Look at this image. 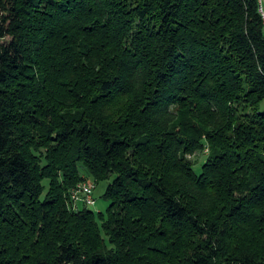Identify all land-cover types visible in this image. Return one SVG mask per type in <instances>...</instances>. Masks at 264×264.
Instances as JSON below:
<instances>
[{
  "label": "trees",
  "instance_id": "1",
  "mask_svg": "<svg viewBox=\"0 0 264 264\" xmlns=\"http://www.w3.org/2000/svg\"><path fill=\"white\" fill-rule=\"evenodd\" d=\"M263 101L257 0H0V264H264Z\"/></svg>",
  "mask_w": 264,
  "mask_h": 264
},
{
  "label": "built area",
  "instance_id": "2",
  "mask_svg": "<svg viewBox=\"0 0 264 264\" xmlns=\"http://www.w3.org/2000/svg\"><path fill=\"white\" fill-rule=\"evenodd\" d=\"M258 2V10L262 15L263 21H264V15H263V0H257ZM96 184L94 182L86 181L84 183L78 184L72 191H71V200H72V206L76 208L78 204H84L85 206L89 208H94L96 206V200L94 198V190H95Z\"/></svg>",
  "mask_w": 264,
  "mask_h": 264
},
{
  "label": "rangeland",
  "instance_id": "3",
  "mask_svg": "<svg viewBox=\"0 0 264 264\" xmlns=\"http://www.w3.org/2000/svg\"><path fill=\"white\" fill-rule=\"evenodd\" d=\"M8 41V39H6ZM261 111H264V101L261 104ZM196 164L194 166V172L199 175L201 173V166L204 164L206 160V153H197L195 157L192 158ZM81 174L85 175V170L80 169ZM86 181H83L81 183H84ZM94 182V181H90ZM95 183V182H94ZM110 182H101L99 183L94 190V198L96 200V206L94 208H90L91 210L95 212H105V209L107 207V202L103 199V194L105 192L106 187L109 185ZM44 186H47V182H44Z\"/></svg>",
  "mask_w": 264,
  "mask_h": 264
},
{
  "label": "crops",
  "instance_id": "4",
  "mask_svg": "<svg viewBox=\"0 0 264 264\" xmlns=\"http://www.w3.org/2000/svg\"><path fill=\"white\" fill-rule=\"evenodd\" d=\"M262 9H263V15H264V0H263Z\"/></svg>",
  "mask_w": 264,
  "mask_h": 264
}]
</instances>
